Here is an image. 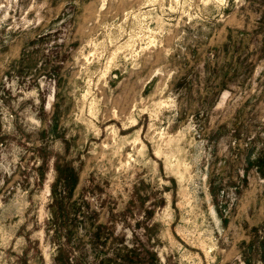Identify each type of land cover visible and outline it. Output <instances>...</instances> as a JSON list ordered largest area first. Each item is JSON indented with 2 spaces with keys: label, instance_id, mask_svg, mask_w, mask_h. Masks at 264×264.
Wrapping results in <instances>:
<instances>
[{
  "label": "rangeland",
  "instance_id": "rangeland-1",
  "mask_svg": "<svg viewBox=\"0 0 264 264\" xmlns=\"http://www.w3.org/2000/svg\"><path fill=\"white\" fill-rule=\"evenodd\" d=\"M264 264V0H0V264Z\"/></svg>",
  "mask_w": 264,
  "mask_h": 264
},
{
  "label": "trees",
  "instance_id": "trees-1",
  "mask_svg": "<svg viewBox=\"0 0 264 264\" xmlns=\"http://www.w3.org/2000/svg\"><path fill=\"white\" fill-rule=\"evenodd\" d=\"M103 261H101L99 264H102ZM59 264H70L68 258L59 260ZM105 264H114L110 261H106Z\"/></svg>",
  "mask_w": 264,
  "mask_h": 264
}]
</instances>
